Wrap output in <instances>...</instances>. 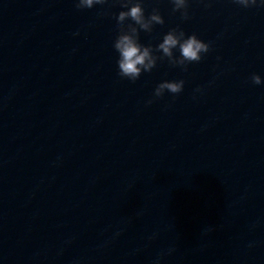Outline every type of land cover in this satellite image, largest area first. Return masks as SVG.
Instances as JSON below:
<instances>
[{"label":"clouds","instance_id":"obj_1","mask_svg":"<svg viewBox=\"0 0 264 264\" xmlns=\"http://www.w3.org/2000/svg\"><path fill=\"white\" fill-rule=\"evenodd\" d=\"M121 10L115 19L118 34L113 42L115 51L119 54L117 60L118 75L132 82L138 80L142 73L151 72L158 61L167 60L172 67H180L187 71L188 64L200 62L202 54L209 52L210 43L199 39L196 34L187 35L179 27L170 29L155 46L140 43V32L151 33L155 25H163L164 18L158 8H153L151 13L145 14L144 0H118ZM234 3L244 7H264V0H233ZM108 0H75L78 10L91 9L95 5H104ZM172 12H179L182 19L189 18V0H170ZM131 23H125L126 21ZM177 50L179 56L174 52ZM156 53H159L157 55ZM251 81L261 85L264 80L260 75L252 74ZM184 80H165L159 83L153 93L155 98H161L165 92L173 95L179 94L184 89ZM200 91V89H197ZM153 101H147L151 104ZM211 230V229H209ZM158 264V262H157Z\"/></svg>","mask_w":264,"mask_h":264}]
</instances>
